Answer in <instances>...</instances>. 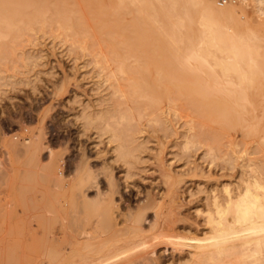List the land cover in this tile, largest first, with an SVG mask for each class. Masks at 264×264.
<instances>
[{
  "label": "rangeland",
  "instance_id": "1",
  "mask_svg": "<svg viewBox=\"0 0 264 264\" xmlns=\"http://www.w3.org/2000/svg\"><path fill=\"white\" fill-rule=\"evenodd\" d=\"M213 1L217 6L226 2ZM181 4L193 5L191 0H181ZM244 6L247 14L255 15L249 1ZM127 15L124 13L122 18ZM191 27L197 30L196 21H192ZM137 49L142 56L143 46ZM162 57L148 62L150 71ZM0 76V128L9 133L15 130L16 136H28L34 130L42 135L43 141L38 158H10L0 137V172L2 169L9 173L6 172L9 176H0V264H65L73 254L82 255L84 252L93 259L100 252L105 254L102 252L109 248V245L103 246L107 239H102L108 234L106 243L118 244L121 240L118 248L124 249L125 245L129 247L145 237L149 236L151 240L145 249L137 246L128 249L130 255L126 250V257L121 258L120 264H178L184 257L187 259L186 254L180 257L163 234L158 238L155 233L202 235L201 231L207 230L204 213L196 212V209H204L210 203L213 189L220 194L222 185L233 187L241 175L240 158L234 160L231 156L232 140L244 139L248 145L255 143L242 135L239 128L222 129L218 122L205 118L204 125L201 124L204 136L208 129L212 135L209 140H215V144L217 141L216 146L221 147L220 151L217 149L220 156L211 160L203 154L202 146H183L181 143L180 134L187 126L188 122H184L187 117L163 112L160 120L155 121L152 114L144 113L131 119L136 130L139 129L136 132L142 142L135 151L136 155L128 157L131 163H124L115 155L114 142L108 141L104 120L95 118V115L104 114L111 102L110 89L102 79V71L87 49L72 46L66 39L48 31L0 39ZM161 83L175 93L172 82L162 79ZM220 97L228 99V96ZM175 98H185L194 104L202 102L198 96ZM188 107L185 106V111L192 114L190 107L186 110ZM87 116L92 118L88 120ZM161 119L165 120L164 123ZM117 120L119 118L115 116L110 122L117 126ZM165 122L166 127L172 129L163 128ZM227 149L231 154L226 152ZM263 152L264 147L257 146L252 154L264 158ZM87 168L91 177L83 181L80 178ZM166 171L172 174L173 183L167 178ZM110 177L114 181L111 187L108 184ZM80 191L85 201L81 200ZM109 202L114 204V226L119 230L116 234L111 233L114 229L99 227L96 224L98 215L94 216V211H102ZM60 214L65 218V223L62 221L64 227L61 220L59 222ZM136 215L141 219L144 233H135V228L130 231L129 227L134 225L131 218ZM74 217L78 218L77 221L82 219L81 223L76 224ZM78 225L82 235L87 232L90 241L95 239L93 248L90 241L78 235ZM76 235L82 241L77 245L73 244ZM67 239L74 245L75 252L69 249ZM57 240L59 243L56 244ZM84 241L87 245L83 244ZM101 241L104 243L100 247ZM60 243L65 246L66 253L71 252L65 259H58L54 250ZM151 247L154 253L148 254ZM118 248L112 250L121 249ZM143 251L151 258L145 260L139 256Z\"/></svg>",
  "mask_w": 264,
  "mask_h": 264
},
{
  "label": "bare ground",
  "instance_id": "2",
  "mask_svg": "<svg viewBox=\"0 0 264 264\" xmlns=\"http://www.w3.org/2000/svg\"><path fill=\"white\" fill-rule=\"evenodd\" d=\"M191 1L192 6L182 5L181 0H0V39L48 31L66 39L72 46L87 49L110 89V107L95 118L104 120L108 141L114 142L115 155L126 164L131 163L129 158L136 155L142 142L137 134L139 129L136 130L131 122L133 116L149 113L159 121L163 112H172L187 117L184 120L188 122L187 126L180 134L181 143L183 146H202L203 154L211 160L220 156L217 153L221 147L216 146L217 141L215 144V140H209L208 129V138L204 136L201 124L204 125L205 118L218 122L222 129L239 128L242 135L256 144L248 145L244 139L232 140L231 156L234 160L240 158L241 175L233 187L222 185L220 194L213 189L210 203L204 209H196V212L203 211L207 230L201 231L202 235L155 234L156 237L163 234L170 247L176 249L180 257L186 254L188 260L184 259L191 264H217L223 258L222 264H264V158L252 154L257 146L264 147V0H225L222 6H217L213 0ZM247 1L254 16L246 13L244 4ZM126 12L128 15L123 19ZM192 21L197 23L196 31L192 30ZM139 46L144 48L142 56L137 51ZM160 55L163 57L150 71L148 62ZM162 79L172 82L175 93L162 85ZM186 96L201 97L202 102L194 104L185 98H175ZM220 96H228V99ZM185 106L193 113L185 111ZM115 116L119 118L114 121L119 128L110 122ZM166 122L162 124L163 128L168 126ZM16 135L15 130L9 133L0 128L1 142L8 157L38 158L43 146L42 135L34 130L28 136ZM230 151L226 152L231 154ZM226 152L223 154L227 155ZM6 172L1 169L0 176L8 175ZM165 174L173 183L170 171ZM87 177H91L88 168L80 179L84 181ZM113 183L112 178H108L110 187ZM82 192L81 200L85 201ZM113 205L109 202L102 211H94V216L98 215L96 224L105 230L117 229ZM64 219L60 214L59 222L61 220L63 227ZM131 219L134 225L128 226L130 231L135 228L132 229L135 233L142 232L140 217ZM81 233L80 228L78 235ZM153 235L150 237H155ZM82 236L90 241L87 232ZM107 237L102 239L108 241ZM148 237L131 247L123 243L126 249L118 248L121 240L118 244L105 241V245L101 241L100 247L109 245L107 251L102 252L105 254L100 252L92 259L88 253L79 250L82 255L72 253L65 264H120L121 258L126 257V250L136 246L145 249L151 244ZM58 240L56 244L61 239ZM80 241L76 235L73 244ZM94 242L95 239H91L92 245L89 243L92 248ZM83 244L87 245L85 241ZM69 245L73 250L74 245ZM64 247L63 243L55 246L58 259L71 255ZM114 248L119 250L113 251ZM145 252L139 256L145 260L151 258ZM147 253H154V249L151 247ZM184 259L181 264L186 262Z\"/></svg>",
  "mask_w": 264,
  "mask_h": 264
},
{
  "label": "built area",
  "instance_id": "3",
  "mask_svg": "<svg viewBox=\"0 0 264 264\" xmlns=\"http://www.w3.org/2000/svg\"><path fill=\"white\" fill-rule=\"evenodd\" d=\"M222 1H224V0H217L218 3H219V2H222Z\"/></svg>",
  "mask_w": 264,
  "mask_h": 264
}]
</instances>
